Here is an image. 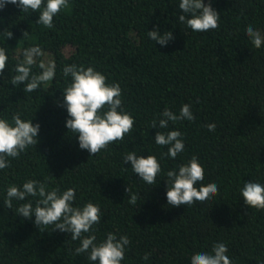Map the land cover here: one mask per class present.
Listing matches in <instances>:
<instances>
[{
	"label": "trees",
	"instance_id": "16d2710c",
	"mask_svg": "<svg viewBox=\"0 0 264 264\" xmlns=\"http://www.w3.org/2000/svg\"><path fill=\"white\" fill-rule=\"evenodd\" d=\"M69 3L51 29L36 23L38 12L11 4L0 10V47L8 56L0 76V118L11 124L19 113L40 126L37 145L8 158L10 167L0 170V264H96L88 253L74 254L80 241H72L69 233L52 230L54 225L38 229L34 215L25 219L16 212L29 200L35 207L38 197L13 200L12 209L4 206L7 187H22L27 180L46 183L48 191L76 189L73 206L98 205L97 242L109 232L131 241L121 264H191L194 253L211 252L221 242L233 264H264V210L248 208L240 196L245 182L264 184V45L254 48L246 35L251 25L264 36V0H212L220 28L206 33L177 22L183 14L179 0ZM154 26L161 34L171 31L174 40L164 47L151 41L147 33ZM32 47L42 53L32 73L42 71L38 65L49 54L56 74L27 93L24 84L13 87L10 79ZM66 65L92 66L109 85L118 83L122 109L135 120L123 141L94 156L79 148L77 135L65 126L70 117L61 106L63 91L72 79L63 75ZM184 104L191 105L195 120L151 128L165 108L179 114ZM171 130L180 131L185 144L175 159L167 157L168 146L154 141L157 131ZM129 152L156 156L162 172L155 185L123 162ZM192 156L205 169L201 183H216L219 194L203 204L171 207L166 172ZM127 186L138 195L136 205L129 204Z\"/></svg>",
	"mask_w": 264,
	"mask_h": 264
},
{
	"label": "clouds",
	"instance_id": "9594fccd",
	"mask_svg": "<svg viewBox=\"0 0 264 264\" xmlns=\"http://www.w3.org/2000/svg\"><path fill=\"white\" fill-rule=\"evenodd\" d=\"M15 5L21 11L28 13L38 12L37 24L45 28L54 27L53 19L63 9L70 7L69 0H0V10L7 5ZM212 0H179V9L182 15L178 23L185 24L187 28L196 33H206L220 28V14L211 6ZM27 32L23 34L26 35ZM149 39L161 47L167 46L174 40L171 31H159V26L147 33ZM254 48L260 49L264 45V36L249 25L246 28ZM13 33L7 32V39ZM39 47L26 49L23 61L14 68L15 75L10 84L16 87L24 84V92L32 93L42 84L52 81L56 74L55 63L40 62L38 67L42 70L38 75L32 73V65L36 63L35 57L41 55ZM8 63L6 49L0 47V76L5 72ZM65 77L70 76L71 83L63 91V104L68 113L66 128L77 135L81 150H87L90 156L106 150L110 144L124 140V137L133 131L135 120L131 114L122 109V89L118 83L108 84L106 77L92 66L66 65L63 70ZM158 121L153 120L151 128L167 129L169 121H193L195 116L190 104H184L176 114L165 108ZM13 123L0 118V170L10 167L8 158H18L21 153L38 143L39 124L33 125L31 120H23L20 114L12 116ZM209 131L215 130V124L206 125ZM154 141L159 146L167 147V157L175 159L185 149L182 133L171 130L167 133L157 131ZM89 156V157H90ZM124 163H130L132 171L148 185H155L157 177L161 175V164L154 155L138 156L129 152L123 157ZM52 177V176H51ZM167 186L166 199L171 207L192 206L206 203L219 194L216 183L206 185L201 182L205 178V169L196 156L177 169L166 172ZM199 184V187L197 186ZM46 183L36 180H27L22 187L15 184L6 189L4 206L13 208V200L25 201L28 197H38L36 205L29 200L20 204L16 212L30 219L35 217L33 223L39 229L40 225H54L52 230L69 233L72 241L79 240V247L74 249L75 255L88 253L87 259L96 264H121L125 259L126 248L131 241L127 235L117 236L115 233L106 234V239L97 242L95 225L100 224L102 214L98 205L92 202L82 207L73 206L76 198V189L68 188L60 192L59 188L46 190ZM126 194L130 196L129 204L136 205L138 195L132 193L127 186ZM240 196L244 204L258 211L264 210V184L259 182H245L240 189ZM87 234V235H85ZM228 247L224 243H215L211 252L194 253L191 264H233L227 255ZM150 253H145L143 259L148 260Z\"/></svg>",
	"mask_w": 264,
	"mask_h": 264
},
{
	"label": "rangeland",
	"instance_id": "374dc122",
	"mask_svg": "<svg viewBox=\"0 0 264 264\" xmlns=\"http://www.w3.org/2000/svg\"><path fill=\"white\" fill-rule=\"evenodd\" d=\"M44 63H48L49 61H52V57L49 54H43L42 56Z\"/></svg>",
	"mask_w": 264,
	"mask_h": 264
}]
</instances>
